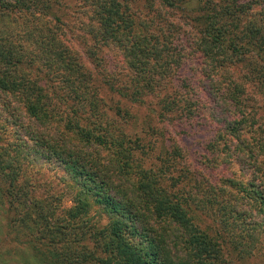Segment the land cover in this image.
<instances>
[{
  "label": "trees",
  "instance_id": "16d2710c",
  "mask_svg": "<svg viewBox=\"0 0 264 264\" xmlns=\"http://www.w3.org/2000/svg\"><path fill=\"white\" fill-rule=\"evenodd\" d=\"M65 1L0 0L8 233L37 264L259 257L264 108L247 102L246 86L264 90V0H82L94 70L68 46ZM177 23L192 31L189 47ZM97 44L123 56L113 79L95 71ZM183 55L202 85L173 80ZM208 121L216 129L205 137Z\"/></svg>",
  "mask_w": 264,
  "mask_h": 264
},
{
  "label": "rangeland",
  "instance_id": "374dc122",
  "mask_svg": "<svg viewBox=\"0 0 264 264\" xmlns=\"http://www.w3.org/2000/svg\"><path fill=\"white\" fill-rule=\"evenodd\" d=\"M83 3L82 0H66L63 2L61 7V14H63V21L66 24V40H68V46H70L73 50H75L80 57L84 60L85 64L91 69L94 70L95 64L91 63L88 59V49L92 48L93 42L90 40V38L87 36V31L84 27L88 23V17L89 14L86 10L83 9ZM93 17V16H92ZM177 22V21H176ZM179 24V27L182 28V30H185V33L182 34V36L179 38L178 44L180 47L188 46L191 42V39H193V36L191 33H188L190 30L189 27L182 25V23ZM181 31V29H180ZM186 37V38H185ZM96 48L99 52L96 51V61L98 59H101V65L95 69V71H99L102 69L105 74L103 76H106L105 79L108 78L113 79V72L117 71V69L121 66L123 61V56L120 55V57L111 56L116 52H119L115 47L109 46V45H96ZM186 53H188V49L185 50ZM184 56V55H183ZM184 58H187L184 60L183 65H181L178 68V72L174 78L175 73L173 74V80L175 79L176 82L180 83H188L191 87L195 85L196 80L202 85L204 82L203 79L200 78L199 70L197 63L193 60L191 61L188 56H184ZM103 60H105L103 62ZM198 71V72H196ZM246 88H248V101L250 105H256L258 106L259 110H262L264 108V90L260 91L253 88L252 85H247ZM198 107H200V114L206 115L208 113V107L203 104V102L196 104ZM195 106V104H194ZM144 107V113L149 114L153 119V123L157 122L156 116L153 112L147 111ZM142 110V109H141ZM142 110V111H143ZM264 118V114H263ZM187 123V122H185ZM176 126V125H175ZM179 127V125H178ZM177 129H170L171 135H175V133H178L180 130L185 129L184 128H178ZM216 129V126L211 121L204 122L203 127L201 129V134L205 137L212 136L214 134V130ZM199 131V130H198ZM200 132V131H199ZM185 134H178L176 136V139H179L180 137H183ZM191 141H188V144ZM236 168L239 167V164H235ZM235 168V169H236ZM56 185V184H55ZM59 188H62L64 185H58ZM68 205L69 203H65ZM9 212H7V203L4 202V199L0 198V264H37L35 260L33 259V254L30 251V249L25 245L22 244L20 240L22 238L17 239L16 234L14 232L8 233V220ZM264 239V237H263ZM238 263V262H237ZM236 263V264H237ZM244 264H264V240H263V249L261 251L260 256H256L251 260H248Z\"/></svg>",
  "mask_w": 264,
  "mask_h": 264
}]
</instances>
